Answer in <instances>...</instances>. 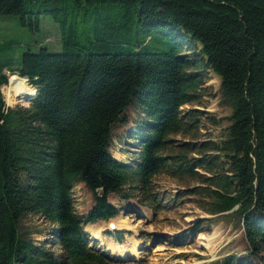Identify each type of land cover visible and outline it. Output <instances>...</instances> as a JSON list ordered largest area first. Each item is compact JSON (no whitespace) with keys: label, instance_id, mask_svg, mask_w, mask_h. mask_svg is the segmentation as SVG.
I'll return each mask as SVG.
<instances>
[{"label":"trees","instance_id":"1","mask_svg":"<svg viewBox=\"0 0 264 264\" xmlns=\"http://www.w3.org/2000/svg\"><path fill=\"white\" fill-rule=\"evenodd\" d=\"M41 15L58 24L61 52L22 53L13 73L39 90L30 108L7 107L0 91V264L112 262L89 246L84 228L118 215L111 194L126 199L125 187L148 188L176 160L160 152L170 136L194 127L182 108L202 99L200 70L219 78L230 125L222 141L202 145L215 155L186 166L179 159L170 173L212 172L221 158L224 166L201 191L213 214L237 207L229 214L248 244L247 256L221 264H264V0H0V16H16L31 31ZM152 34L173 43L150 53L139 36ZM3 68L0 88L8 79ZM133 102L145 120L129 133L138 154L125 164L109 148L113 126ZM79 183L94 196L85 215L73 207ZM28 215L53 225L45 245L60 253L22 234Z\"/></svg>","mask_w":264,"mask_h":264},{"label":"rangeland","instance_id":"2","mask_svg":"<svg viewBox=\"0 0 264 264\" xmlns=\"http://www.w3.org/2000/svg\"><path fill=\"white\" fill-rule=\"evenodd\" d=\"M139 38L145 39L148 52L155 53L167 50L171 36L152 34L147 39L143 35ZM41 47L50 53H60L62 50L59 26L49 16H40L38 31L22 27L16 16H0V70L4 67V75H13L20 67L21 56L26 49L35 52ZM184 54L188 55L190 51ZM200 72L204 74L202 99L199 104L182 108L183 112H189L195 118L189 121L194 127L187 135L170 136V143L160 152V155L176 160L170 159L169 168L154 176L148 188L132 190L125 187L123 193L127 195L126 199L116 194L109 196L110 204L119 211L118 215L107 221L90 224L103 230V245L92 239L84 228L89 246L108 254L113 260L109 264H221L227 256L242 258L248 254V244L238 216L211 213L212 199L201 191L210 186V182L203 181L221 170L223 160L218 158L215 161L217 166L212 172L196 167L192 173H170L179 166V159L186 166L199 158L215 155L214 152H203L202 145L222 141L225 129L230 125L226 118L230 116L231 110L220 103L219 78L210 70ZM8 85L7 79L4 86ZM18 106L21 105L12 108ZM122 118L123 122L113 126L109 152L118 161L134 164L138 149L129 133L142 124L145 116L138 104L133 102ZM72 198L74 211L78 215H85L94 205L93 194L82 183L73 187ZM120 220L125 221L131 230L106 228V224ZM20 230L37 246H45L52 252L60 253L58 247L45 245V242L53 240V225L40 216L28 215L23 218ZM215 230L219 238L211 257L207 249L197 244L196 239L199 236L209 237ZM109 242L122 246L135 243V256L127 259L110 256Z\"/></svg>","mask_w":264,"mask_h":264},{"label":"bare ground","instance_id":"3","mask_svg":"<svg viewBox=\"0 0 264 264\" xmlns=\"http://www.w3.org/2000/svg\"><path fill=\"white\" fill-rule=\"evenodd\" d=\"M8 80H9V85L1 88V93L7 107L9 108L13 107L9 105H14V106L17 104L21 105L20 103L21 101H29L33 97L31 95H28L26 92H20L19 95L16 94L17 91L24 86V78H20L16 74H13L8 77ZM26 83L27 85H29L28 80ZM111 223L114 224L117 230H131V227L123 220L115 221L114 223L110 222V224ZM88 226H92V225H88ZM106 228L109 230V223L106 224ZM85 230L89 232L90 237H92V239L98 240L100 245H103L104 238L101 235V232L103 231L101 228L85 227ZM218 238H219V233L217 232V230H215L209 237L203 238L199 236L196 239V242L199 246L207 249L208 255L213 257L217 247ZM108 246L110 247V256L115 258L127 259L129 257H134L137 251V245L133 242H130L129 244H127V246L126 245L122 246L117 244L111 245L109 242Z\"/></svg>","mask_w":264,"mask_h":264},{"label":"clouds","instance_id":"4","mask_svg":"<svg viewBox=\"0 0 264 264\" xmlns=\"http://www.w3.org/2000/svg\"><path fill=\"white\" fill-rule=\"evenodd\" d=\"M13 78H15V77H13ZM26 82H27V77L24 78V86L21 89H19L16 94L19 95L20 92H26L28 95H31V96L35 97L38 94L39 90L37 88H35V87H31V86L27 85ZM20 103H21V106L23 108L27 109V108L31 107V102L30 101H21ZM9 106H13L14 107V105H9Z\"/></svg>","mask_w":264,"mask_h":264},{"label":"water","instance_id":"5","mask_svg":"<svg viewBox=\"0 0 264 264\" xmlns=\"http://www.w3.org/2000/svg\"><path fill=\"white\" fill-rule=\"evenodd\" d=\"M33 98H34V97H32L29 101L33 100ZM236 209H237V207H234L232 210H230V211H228V212L221 213V214H222V215H227V214L233 212V211L236 210Z\"/></svg>","mask_w":264,"mask_h":264}]
</instances>
